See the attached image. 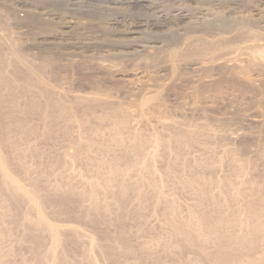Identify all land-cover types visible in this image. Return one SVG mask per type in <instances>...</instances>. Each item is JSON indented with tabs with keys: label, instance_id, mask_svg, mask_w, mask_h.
I'll list each match as a JSON object with an SVG mask.
<instances>
[{
	"label": "rangeland",
	"instance_id": "rangeland-1",
	"mask_svg": "<svg viewBox=\"0 0 264 264\" xmlns=\"http://www.w3.org/2000/svg\"><path fill=\"white\" fill-rule=\"evenodd\" d=\"M220 254L264 264V0H0V264Z\"/></svg>",
	"mask_w": 264,
	"mask_h": 264
},
{
	"label": "bare ground",
	"instance_id": "bare-ground-1",
	"mask_svg": "<svg viewBox=\"0 0 264 264\" xmlns=\"http://www.w3.org/2000/svg\"><path fill=\"white\" fill-rule=\"evenodd\" d=\"M222 1V0H221ZM159 2H161V1H159ZM211 2V1H210ZM193 4V3H192ZM241 4V3H240ZM204 5V4H203ZM45 6V5H44ZM193 6V5H192ZM205 7V6H204ZM183 8V7H182ZM201 8V7H200ZM66 9V8H65ZM161 9V8H160ZM218 9V8H217ZM212 10V9H211ZM206 12V11H205ZM187 13V12H186ZM152 14V13H151ZM169 15V14H168ZM220 15V14H219ZM164 16V15H163ZM214 16H216V15H214ZM233 16V15H232ZM225 20H227V19H225L224 17H221V16H218V17H216L215 19H212V20H209V21H206L203 25H204V29H205V31H212L213 29L214 30H220V31H222V32H227V31H229V27L230 26H228V24H227V21H225ZM240 20H242V19H240ZM244 20V19H243ZM246 21L248 22V19L246 18L245 19V22H243L242 21V23H246ZM192 22V21H191ZM196 22V21H195ZM253 23V22H252ZM191 24V23H190ZM241 23H239V25H240ZM243 25V24H242ZM243 26H245V24L243 25ZM242 26V27H243ZM61 27V26H60ZM170 27V26H169ZM191 27V26H190ZM188 30V29H187ZM231 30V29H230ZM136 32H138V31H136ZM135 33V32H134ZM129 41V40H128ZM31 196H36V194L35 193H31L30 194ZM51 235H52V237H53V240H54V243H57V231L55 230V229H51ZM225 250V249H224ZM220 251V250H219ZM223 251V250H222ZM221 253V252H220ZM224 253V252H223ZM225 253H227V252H225ZM224 253V254H225ZM224 254H220V255H223V256H220L219 255V257H220V259H221V262H223V264H255L254 262H252V261H247V262H241V261H236V262H228V261H226L227 260V258L228 257H226V259L224 258ZM218 262V261H217Z\"/></svg>",
	"mask_w": 264,
	"mask_h": 264
}]
</instances>
